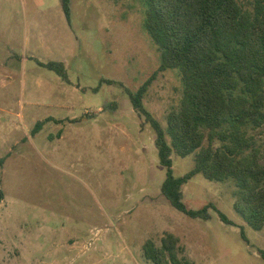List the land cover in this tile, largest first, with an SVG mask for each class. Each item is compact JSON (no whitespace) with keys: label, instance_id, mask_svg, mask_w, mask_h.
<instances>
[{"label":"rangeland","instance_id":"obj_1","mask_svg":"<svg viewBox=\"0 0 264 264\" xmlns=\"http://www.w3.org/2000/svg\"><path fill=\"white\" fill-rule=\"evenodd\" d=\"M145 11L142 0H70L67 18L61 0H0V264H153L143 247L166 233L193 264H264V228L234 209V180L197 174L183 194L235 225L213 208L190 218L161 193L155 133L125 89L152 79L143 102L166 129L183 85L158 72ZM51 58L68 81L41 64ZM195 154L172 155L176 177Z\"/></svg>","mask_w":264,"mask_h":264},{"label":"trees","instance_id":"obj_2","mask_svg":"<svg viewBox=\"0 0 264 264\" xmlns=\"http://www.w3.org/2000/svg\"><path fill=\"white\" fill-rule=\"evenodd\" d=\"M69 1L62 0L69 17ZM144 28L160 55L158 72L181 76L180 105L167 115V128L146 108L149 79L136 92L125 89L138 115L155 133L159 160L166 168L161 193L177 211L208 220L209 209L235 225L215 206L187 207L183 186L197 174L207 180H234V209L254 230L264 228V0H142ZM68 81L63 62L41 63ZM112 84L113 81L107 80ZM44 122H38L34 131ZM143 125V124H142ZM195 154V167L182 177L173 171L172 155ZM244 235V230H241ZM153 264H193L183 255L180 239L166 233L157 246L143 247ZM264 259V251L260 252Z\"/></svg>","mask_w":264,"mask_h":264},{"label":"crops","instance_id":"obj_3","mask_svg":"<svg viewBox=\"0 0 264 264\" xmlns=\"http://www.w3.org/2000/svg\"><path fill=\"white\" fill-rule=\"evenodd\" d=\"M61 5H62V0H61ZM62 9H63V6H62ZM64 30H65V37L68 39V31H67V29L66 28H64ZM49 61H56V59H54L53 60V58H51Z\"/></svg>","mask_w":264,"mask_h":264}]
</instances>
